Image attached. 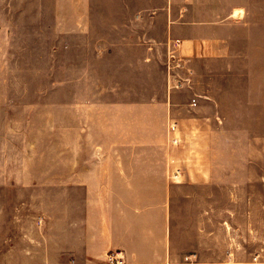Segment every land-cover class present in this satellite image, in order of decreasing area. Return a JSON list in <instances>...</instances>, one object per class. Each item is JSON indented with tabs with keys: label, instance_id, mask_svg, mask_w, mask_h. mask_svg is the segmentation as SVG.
Instances as JSON below:
<instances>
[{
	"label": "rangeland",
	"instance_id": "rangeland-1",
	"mask_svg": "<svg viewBox=\"0 0 264 264\" xmlns=\"http://www.w3.org/2000/svg\"><path fill=\"white\" fill-rule=\"evenodd\" d=\"M200 6L204 12L209 7L221 9V5ZM167 9L165 2L143 5L122 0H0L2 169L12 172L17 168L30 174L35 157L50 156L55 157V170L61 172L62 156L68 150L64 141L70 134L75 140L78 137V133L73 136L63 131L66 115L67 122L71 116V124L78 123L80 111L94 102L104 108L111 99H145L155 113L164 112L166 96L175 91L174 112L152 115L148 121L151 140L165 141L171 161L167 171L174 214L187 228L200 209L205 217L207 204L214 203V220H209V226L216 231L218 255L221 221L228 214L222 205L230 198L234 202L227 191L223 195L222 157L229 156L232 167L238 166V157H245L247 165L241 172L246 171L247 183L240 202L247 208L246 248L251 255L262 247L263 256L258 257L264 260V177L262 185L256 187L253 179V174L260 171L264 175V110L254 109L255 100L250 99L256 94L257 68L248 63L244 51L235 53L231 65L221 55L201 57L180 69L192 74L190 80L183 85L182 81L169 85L167 68L171 71V66L180 64L166 60ZM147 27L153 34L150 59L143 37L137 34ZM131 28L136 34L121 33ZM261 59L264 65V57ZM193 95L195 104L185 105L190 101L185 99ZM234 172L230 178L238 182V171ZM32 182L24 177L15 186L7 180V185L0 188V199L5 204L23 205L24 221L30 218L34 203ZM53 182L62 184L59 180ZM56 193L62 194V189ZM260 235L256 242L251 239ZM203 239L206 248L205 236ZM29 241L23 238L24 248L30 247Z\"/></svg>",
	"mask_w": 264,
	"mask_h": 264
},
{
	"label": "crops",
	"instance_id": "crops-1",
	"mask_svg": "<svg viewBox=\"0 0 264 264\" xmlns=\"http://www.w3.org/2000/svg\"><path fill=\"white\" fill-rule=\"evenodd\" d=\"M122 1L168 5L166 60L180 64L171 66V71L167 68L169 85L177 81L183 85L192 78V74L180 72L191 60L221 55L231 65L235 53L244 51L248 63L259 69L254 78L256 94L250 97L255 100L253 108L264 110V0ZM202 4L221 5V9L209 7L204 12ZM154 13L159 14V10ZM121 33L136 34L134 28ZM137 34L143 37L150 59V27ZM195 96L185 99L190 100L185 105H194ZM176 98V92H170L164 112L158 113L145 99H111L104 108L94 102L85 109L86 114L80 111L78 123L71 124V116L68 123L66 115L63 131L73 136L78 133V137L75 140L70 134L64 141L68 150L62 156L61 172L55 170V157L50 156L35 157L30 174L17 168L8 172L0 160V188L7 180L17 186L28 177L33 181L34 200L30 218L24 221L22 204L8 205L0 199V264H264L258 257L263 256L262 247L251 255L246 248L247 208L240 202L247 183L246 171L241 172L247 165L245 157H238V166L233 167L229 156L222 157L223 195L227 191L234 202L230 198L222 205L228 214L221 221L222 235L217 237L221 242L218 255L216 231L209 226V220H214V203L207 204L205 217L200 209L187 228L174 214L167 171L171 161L165 141L151 140L148 121L155 114L171 115ZM234 170L238 171V182L230 178ZM263 177L262 171L253 174L255 187L262 185ZM54 180L62 184L56 185ZM60 188L62 194H57ZM24 237L30 239L29 248L23 247ZM257 238L261 235L251 237L255 242ZM116 252L121 261L110 260V254Z\"/></svg>",
	"mask_w": 264,
	"mask_h": 264
},
{
	"label": "built area",
	"instance_id": "built-area-1",
	"mask_svg": "<svg viewBox=\"0 0 264 264\" xmlns=\"http://www.w3.org/2000/svg\"><path fill=\"white\" fill-rule=\"evenodd\" d=\"M119 256H118V252H116V253H111L110 254V260L111 261H114V260H116V261H121V259H116V258H118Z\"/></svg>",
	"mask_w": 264,
	"mask_h": 264
}]
</instances>
